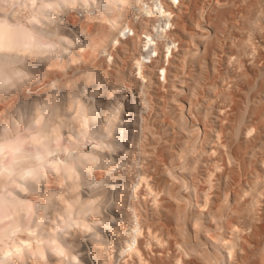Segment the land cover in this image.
<instances>
[{
  "label": "bare ground",
  "instance_id": "1",
  "mask_svg": "<svg viewBox=\"0 0 264 264\" xmlns=\"http://www.w3.org/2000/svg\"><path fill=\"white\" fill-rule=\"evenodd\" d=\"M188 1L0 0L4 264H264V0Z\"/></svg>",
  "mask_w": 264,
  "mask_h": 264
},
{
  "label": "rangeland",
  "instance_id": "2",
  "mask_svg": "<svg viewBox=\"0 0 264 264\" xmlns=\"http://www.w3.org/2000/svg\"><path fill=\"white\" fill-rule=\"evenodd\" d=\"M187 1H188V0H187ZM192 1H193V0H190V2H192ZM194 1H196V2H195L196 4L192 2L190 5L195 4V5H192V6H191V7H193L192 10L195 8L194 6L197 5V7L195 8V10L192 11V10H191V7H187V6H189V4H188L189 1L185 3V5L188 4V5H186V7H185L186 9H185V8H182V10H183V11H185V10H186V11H189L190 13L188 12V14L190 15L191 13H192V14L197 13V11H199V9H200V12H201V13L198 12L199 15H200V14H203L202 17H200L201 15L199 16L200 18H203V17H204V13H203V12H205V17L202 19V20H204V19H205V20H204V21H201V23L205 26V27L203 26L205 29L210 30V28L207 27V26L204 24V22L206 23V14H207V12H208L207 10H209V7L212 8V4H213L212 2H213V1L215 2V0H203L204 2H202L201 0H199V2H198V0H194ZM216 1H217V0H216ZM219 1H220V0H219ZM231 1H232V0H230V2H231ZM233 1H234V3H235V4L233 3L234 5H233V4H230V2H229V4L231 5L230 7L228 6V5H229V4H228L227 6H224V7H223V10H222V8H219V10L221 9V10H220L221 13H220V11H219L218 8H217V11H216L217 13H216V16H215V20H216L217 23H215V24H216L217 26H218V24H220L218 27H220L221 29H224V30H225V27H226V30H225V31L223 30V31L225 32V34H224V32L221 30V32H222V34H223L224 36H223V35H220V39H221L222 37H225V38L228 39V37L225 36V35H228L226 32L233 31L232 29L236 28V26H240V24H241L240 21H242V20H240V17H241L240 14H239V13H240V10H241L242 8L246 7V6H244V5H247V6H248V4L250 3L249 0H248V1L246 0V1H247V4H245L246 2H245L244 0H243L244 2H242L241 0H233ZM233 1H232V2H233ZM201 2H202V5H201ZM248 2H249V3H248ZM236 3H237V4H236ZM240 3H241V4H240ZM243 3H244V4H243ZM209 4H210L211 6H209ZM200 5L202 6V8H199V7H201ZM239 5H240V7H242V8H240ZM208 6H209V7H208ZM233 6H234V7L237 6V7H236V8H233ZM243 6H244V7H243ZM227 7H229V9H228ZM231 7H232V8H231ZM207 8H208V9H207ZM230 8H231V9H230ZM189 9H190V10H189ZM201 9H202V11H203V10H205V11L202 12ZM233 9H234V10H233ZM235 9H237V11H236ZM232 10H233V11H232ZM235 11H236V12H235ZM238 11H239V12H238ZM193 12H194V13H193ZM228 12H230V14H231V12H232L233 15H230ZM233 12H234V13H233ZM237 12H238V13H237ZM198 13H197V14H198ZM223 13H224V14H223ZM192 14H191V15H192ZM214 14H215V12H214ZM219 14H221V15H219ZM236 14H239L238 17H236V16H237ZM218 15H219L221 18H220ZM223 15H224L225 17H226V16H229V15H230V16L227 17V18H228V19H227V18H225ZM234 17H235V18H234ZM75 18H76V16L74 15V19H75ZM216 18H217V19H216ZM223 18H224V19H223ZM230 18H231V20H233V18H234L233 23H232L234 27H233V26L231 27L232 24L229 22ZM225 19H226V20H225ZM235 19H236V20H235ZM241 19H242V18H241ZM220 20H223V21L225 20V22L227 21V22L225 23L226 25H225V24H222V23H224L223 21H221L222 23H220ZM231 20H230V21H231ZM237 20H238L239 22H238ZM231 22H232V21H231ZM235 22H236V23H235ZM237 22H238V23H237ZM234 23H235V25H234ZM222 25H223V26H222ZM224 25H225V26H224ZM227 25H228V26H227ZM229 26H230V27H229ZM223 27H224V28H223ZM187 28H188V26H187ZM227 28H228L229 31H227ZM222 39H224V38H222ZM222 39H221V40H222ZM190 48H191V46H190ZM192 48H193V47H192ZM219 52H220V51H219ZM219 52H217V54H216L217 56L215 55V57H216V58H215V59H216V62L219 64V65H217V63H216L215 66H216V67L218 66V67H217V68H216V67H215V68L213 67L214 69H213L212 67L207 68V69H208V70H207V74L203 77L204 80H203V78H202L203 81H202L200 87H198V88H200V89L197 88V93H196V95H197V97H198L197 100H198V101L200 100V101H199L200 103L205 102V100H207L206 98H208L207 95H209V94H210V96H211L212 98L217 99V95H218V94H216L217 91H216V92L214 91L215 89H213V88H214L213 85H212V87H211V84H213V81H214V83H215V81H216L215 79H217V80L220 79V71H221L220 68H221V63H219L220 61H219L218 59L220 58L219 56L221 55V52H220V53H219ZM132 53H133V52L130 50V51L128 52L129 55L127 54L128 56L126 55L127 57H126L125 59L128 60V58H129V60H130L131 62H134L135 59L138 60V58H139V60H140L141 55H140V56H136V57L133 55L134 58H135V59H133V58H132V57H133V56H132ZM218 53H219L220 55H219ZM130 54H131V57H130ZM137 57H138V58H137ZM217 57H218V58H217ZM131 59H133V60H131ZM142 59L144 60L145 58L142 57ZM142 59H141V61H140L139 63H138V61H137L138 64L135 62V64H136L138 67L135 66V67L133 68V70H132V71L134 72V74H133V72H132V74H133L134 76H135V72H136V71H137V73H138V71H140V70H138L139 67H140V69H141V71H140L139 74H141V72H142V68H141V66H140V63L143 61ZM127 60H126V63H127V66H128L129 63L127 62ZM186 62H187V63H185V68H184V70H185V71L187 70L186 72H188V70H190L191 72H193V69H194L196 66L194 67L193 65H191V63H190V61H189L188 59L186 60ZM188 65H189V66H188ZM231 66H232L231 68H233V70H234L235 65H234V64H233V65L231 64ZM130 67H131V64L128 66V69L131 71ZM131 68H132V67H131ZM162 68H163V67H161V69L159 68L158 73H159L160 70H162ZM196 68H197V67H196ZM135 69H136V71H135ZM211 69H212V70H211ZM217 69H218V70H217ZM219 69H220V70H219ZM216 70H217V72H215ZM235 70H236V69H235ZM185 71H184V73H185ZM209 71H210V72H209ZM211 71H213L214 73H216V74H214V75H215L214 78L216 77V75L218 74V71H219V74L217 75V78L214 79V78L211 76V75H213V73H212ZM195 72H198V71H195ZM208 72H209V73H208ZM137 73H136V76L139 77V75H138ZM160 73H161V72H160ZM160 73H159V74H160ZM185 74H186V73H185ZM208 74H209V75L211 74V75L209 76ZM207 75L209 76V78H212V79H209L208 77H206ZM158 76H159V75H158ZM159 77H160V76H159ZM218 77H219V79H218ZM207 78H208L210 81L212 80V82H209V80H208ZM205 81H206V82H205ZM217 82H219V81H217ZM217 82H216V83H217ZM205 83H206V84H205ZM162 85H163V83L161 84V86H162ZM161 86H160V84H159V85H158L159 88H158V87H156V88H157L158 90L161 89V90H162L161 92H163V89H164L165 87L161 88ZM163 86H164V85H163ZM207 86H208V88H207ZM209 86H210V87H209ZM206 88H207V89H206ZM211 88H212V89H211ZM254 89L256 90L257 88H254ZM199 90H200V91H199ZM206 90H207L208 92H207ZM209 90H211V91H209ZM216 90H217V89H216ZM255 90H254V91H255ZM159 91H160V90H159ZM203 93H204V94H203ZM214 93H215L216 95H215ZM201 97H203V99L205 98V100L202 101V100H201V99H202ZM205 103H207V101H206ZM156 104H157V102H156ZM154 116H155V115L153 114V118H154ZM155 118L157 119V116H155ZM165 118H166V119H165ZM165 118H164V120H166V121H168V122L170 121V119H169L167 116H166ZM200 127H201V126H200ZM201 129H202V127H201ZM165 161L168 162L167 160H163V159H162V162H163V163H164ZM166 162H165V164L168 165L169 162H168V163H166ZM202 185L204 186V183H203V182H202V184H200V186H201V188H204ZM162 222H164V223H162V225H163V224L165 225V228H164V226H163V228H164L166 231H167V230L170 231V233H167L165 230H162V231H163L162 233L160 232L161 230H158L157 233L159 232V233H161V234H164V236H165L166 238H165L163 235H160V234H159V235H160L161 237L163 236L162 238L165 239L166 242H170V244H173L175 241H179V242H180V239H181V238L179 239L178 235L176 236V233H175V235L173 234L174 231H175L174 229H176L177 226H178V225H176L177 222H176V221H175V222H174V221H172V222H171V221H162ZM169 222H170V223H169ZM173 222H174V223H173ZM167 226H168V227H167ZM174 227H176V228H174ZM160 228H161V227H160ZM160 228H159V229H160ZM167 228H168V229H167ZM170 229H171V230L173 229L174 231H171ZM164 231L166 232L167 235L165 234ZM172 232H173V233H172ZM167 236H168V237L170 236L171 239H170V237L168 238ZM176 237H177V238H176ZM168 239H169V241H168ZM259 239H260V243H262V240H263V239H262L261 237H260ZM259 239H258V240H259ZM172 240H173V241H172ZM174 240H175V241H174ZM172 242H173V243H172ZM258 242H259V241H258Z\"/></svg>",
  "mask_w": 264,
  "mask_h": 264
},
{
  "label": "clouds",
  "instance_id": "3",
  "mask_svg": "<svg viewBox=\"0 0 264 264\" xmlns=\"http://www.w3.org/2000/svg\"><path fill=\"white\" fill-rule=\"evenodd\" d=\"M3 39L5 40V42H7V40H8V36L5 35V36L3 37ZM13 216H14V213L10 215V214L8 213L7 209H5V213H4V221H5V222L8 221V220L13 219ZM5 230H6V229H5ZM0 264H4V262H3V261H0Z\"/></svg>",
  "mask_w": 264,
  "mask_h": 264
}]
</instances>
